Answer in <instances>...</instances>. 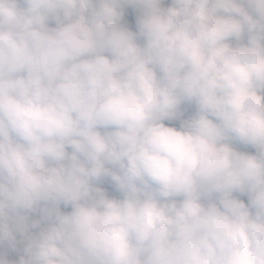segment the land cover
Returning a JSON list of instances; mask_svg holds the SVG:
<instances>
[{
	"label": "clouds",
	"instance_id": "obj_1",
	"mask_svg": "<svg viewBox=\"0 0 264 264\" xmlns=\"http://www.w3.org/2000/svg\"><path fill=\"white\" fill-rule=\"evenodd\" d=\"M0 264H264V0H0Z\"/></svg>",
	"mask_w": 264,
	"mask_h": 264
},
{
	"label": "rangeland",
	"instance_id": "obj_2",
	"mask_svg": "<svg viewBox=\"0 0 264 264\" xmlns=\"http://www.w3.org/2000/svg\"><path fill=\"white\" fill-rule=\"evenodd\" d=\"M125 19L129 22V26L134 29V27H135V13L131 9H128V11L126 12ZM190 113H191V109H187L185 112V115L187 116ZM176 126H178V124ZM248 150L251 151V149H248ZM102 186L107 187L106 184L102 185ZM244 199L246 201V198H244ZM64 210H70V209H64ZM18 239H19V237H18ZM18 247L22 248V245H18ZM8 258L11 260H18L19 253L9 251L8 252Z\"/></svg>",
	"mask_w": 264,
	"mask_h": 264
},
{
	"label": "trees",
	"instance_id": "obj_3",
	"mask_svg": "<svg viewBox=\"0 0 264 264\" xmlns=\"http://www.w3.org/2000/svg\"><path fill=\"white\" fill-rule=\"evenodd\" d=\"M62 210H64V209H62Z\"/></svg>",
	"mask_w": 264,
	"mask_h": 264
}]
</instances>
